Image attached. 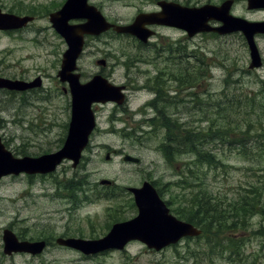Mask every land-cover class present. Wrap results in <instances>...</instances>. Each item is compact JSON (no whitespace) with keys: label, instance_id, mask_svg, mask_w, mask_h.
Masks as SVG:
<instances>
[{"label":"rangeland","instance_id":"obj_1","mask_svg":"<svg viewBox=\"0 0 264 264\" xmlns=\"http://www.w3.org/2000/svg\"><path fill=\"white\" fill-rule=\"evenodd\" d=\"M65 1L0 0L5 11L34 17L26 28L10 37L0 34V77L24 82L42 79V87L30 93L0 90V136L17 158L24 157L25 153L31 157L56 153L67 134L71 97L68 86L57 77L67 45L49 19ZM177 1L201 6L221 5L226 0ZM89 2L107 21L119 25L130 24L139 13L155 8L151 0ZM247 2L235 0L231 13L248 21H264V10L250 11ZM155 32L157 35L151 39V44L157 46L158 52L112 31L86 37V47L78 61L81 82L101 72L115 85L124 86L131 79L137 84L136 88L149 85L158 88L154 78L159 81L160 71L165 73L164 70L184 81L186 62L178 59L181 67L176 68L174 60H169L170 56L163 51L169 48L165 42L187 49L189 64L194 62L196 54L208 57L205 63L208 72L198 74L201 80L195 89L196 103H190L189 107L185 97L172 94L176 87L168 83L162 91L169 93H165L159 105L186 129L203 132V150L211 152L217 164L200 163L201 157L194 155L190 159L186 155L179 156L169 164L161 152L168 144L166 130L159 127L162 118L151 122L152 115L142 116L135 112L152 100V93H136L128 106L130 112L123 106L94 104L97 127L81 162L75 166L69 160L64 161L56 172L45 177L19 174L4 178L0 183V264H165L173 254L202 255L207 251V244L211 253H218V247L203 238L190 244L183 242L178 252L167 248L148 253L146 247L135 243L130 246L128 258L120 252L91 258L56 245L38 259L29 256L4 259L1 241L7 227L28 239L44 237L54 242L65 237H104L114 215H120V203L126 205L133 198L128 188L140 187L145 180L156 183L161 198L170 208L192 212L196 209L194 195L199 202L209 194L220 195L217 201L222 205L226 202L240 205L243 201L258 212L255 221H264V62L262 67L250 70L248 45L240 33L223 37L199 34L190 39L181 31L160 26ZM256 43L264 61V35H258ZM101 59L107 61L106 67L98 65ZM63 87L67 88V93L63 92ZM172 98L179 102L171 105ZM187 106L190 108L188 114ZM210 125L213 129H222L219 135H212ZM126 155L139 158L141 163L124 162ZM187 163H190L188 169ZM71 179L93 188L92 191H114L118 201L112 204L104 199L91 206L72 205L69 198L61 195L60 185L67 180L74 184ZM104 180L115 184L103 186L100 182ZM89 195L93 194L89 191ZM110 205H113L112 212L108 209ZM222 205L216 207L218 216L228 210ZM134 215L136 210H125L122 218ZM257 229L258 241L253 239L251 246L253 254L259 256L258 264H264V243ZM122 257L126 259L121 260ZM179 257L177 261L180 262ZM211 264L223 262L216 259Z\"/></svg>","mask_w":264,"mask_h":264},{"label":"water","instance_id":"obj_2","mask_svg":"<svg viewBox=\"0 0 264 264\" xmlns=\"http://www.w3.org/2000/svg\"><path fill=\"white\" fill-rule=\"evenodd\" d=\"M162 11L159 13L140 14L130 25L109 23L88 0H67L63 7L50 15V21L55 31L66 41L68 49L63 55L62 67L58 76L70 85L72 96V116L68 134L63 148L55 154L38 158H15L7 150L0 137V181L9 175L47 174L56 170L63 160L70 159L76 164L80 162L82 152L89 143V137L96 127L92 110L93 103L109 101L122 104L124 95L122 87L110 84L101 76L94 77L90 82L81 84L79 75L73 72L77 69V61L83 51L85 35H100L110 29L118 34H129L146 43L155 34L147 25L174 27L185 31L189 37L201 33H217L226 35L241 31L249 45L250 68L261 66V57L255 43V36L264 34V22H249L231 15L232 0H227L220 6L206 4L201 7H183L176 3L161 2ZM248 9H264V0H248ZM29 17L20 18L11 14H2L0 10V29H16L27 24ZM72 20H86L81 24L72 25ZM217 22L219 26H212ZM40 85V82L26 83L0 79V88L25 91ZM109 157V156H108ZM128 162L139 160L127 155ZM103 183H109L103 181ZM135 194L140 215L129 222L117 224L112 232L103 240L82 241L77 239L62 240L58 243L78 248L87 254H94L108 248H123L130 240H141L150 248L160 250L178 242L185 236H197L200 231L192 225L178 221L173 217L165 203L156 192L149 188L131 189ZM115 230V231H114ZM148 230V231H147ZM4 252L31 253L42 252L45 242H20L13 231L6 229L3 233Z\"/></svg>","mask_w":264,"mask_h":264},{"label":"flooded vegetation","instance_id":"obj_3","mask_svg":"<svg viewBox=\"0 0 264 264\" xmlns=\"http://www.w3.org/2000/svg\"><path fill=\"white\" fill-rule=\"evenodd\" d=\"M151 1H153V0H151ZM159 1L160 0H157L155 3H158ZM167 1L176 2L177 0H167ZM177 2H181V1H177ZM181 3H184V2H181ZM2 10L5 11L4 9H2ZM156 10H158L157 6H155V8H153L149 11H146V12H152V11H156ZM160 28L171 29V28H167V27H160ZM174 30H176V29H174ZM15 33L16 32H13V31H0V34H3L5 36H9V37L11 34H15ZM165 43H167V42H165ZM142 45H144L145 47L151 46L153 48L152 51H157V52L159 51V50H157V46L156 45L153 46L151 44V42H149L147 44H142ZM176 57H178V55ZM175 64H176L175 66L180 65L179 62H175ZM187 74L189 75V78H190L189 80H192L188 71H187ZM161 75L164 76L165 73H162L160 71V76ZM128 80H129V82L127 84H124L125 92L127 93V101H126V105L123 106V108H126L128 111H130L128 106H129L131 99H133L137 96L136 93L140 92L141 90L150 91L157 97L156 102L152 103V100L147 101L146 103L141 105V107L145 111L142 109V110H138V112L142 116H145L147 114L152 115L153 117L151 118V120H156L158 118L157 117L158 116V106H160L159 104H161V100H160L161 98H159V96L157 95L158 92L156 91V89L154 87H151L150 85L146 86V87L141 86V88H136L137 84H135V82L132 81L131 79H128ZM41 87H42V85L39 88H41ZM39 88H37V89H39ZM37 89H33L30 92H33ZM62 90L64 93H67L66 92L67 90L65 87H63ZM190 90H191L190 87L182 88V89H180V93L181 94L184 93L186 98L188 99ZM141 107H139V108L141 109ZM187 114H188V112H187ZM149 120H147L146 122L148 123ZM196 210L214 211V210H211L210 208H207V207H196ZM231 210L235 211L236 214L234 216H227L230 219L234 218V223H229V224L226 222H223V221H219V219H222L223 216L216 217V216L204 215L205 216L204 219H207V218L212 219V223H210V225L217 227V230L207 232V234H209V236L211 238H214L218 242L217 243L218 245L225 244L227 247L224 248V250L228 251V253H225V254H202V255H194V256L185 255L184 257L182 254L181 255L173 254V258L171 260H167L165 264H201L203 262L211 264V262L215 261L216 259H220L223 262V264H258V257L259 256L253 254L251 241L253 239L258 241L257 235L259 233H258L257 228H259L260 232L262 233V239H263L262 243H264V221H261L260 223L255 221L257 219V213L251 207L234 206L233 208H231ZM186 211H188V210L186 209ZM173 214L176 215L179 219L183 220L182 216L184 214V211L174 210ZM224 218H226V216ZM224 221H225V219H224ZM233 226H234V232L232 230ZM254 228H255V230H254ZM84 239L95 240V239H99V238H84ZM199 239L200 238H196V239L186 238V239L181 240V243L180 242L179 243L182 244L183 242H187L188 244H190L191 242L197 241ZM38 240H45V239H42V238L41 239H35V241H38ZM51 241L52 240L47 239V243H48L47 247L50 246L49 243ZM259 242H261V241H259ZM129 246L130 245H128L127 248L122 252L114 251V250H110V251L107 250L106 252H103V253L98 254V255H103V256L109 257L112 255L114 256V253H116V252H120L122 254L124 253L123 255L125 257H127ZM172 248H174V250L176 252L178 251L177 246H174ZM147 252L148 253H155L153 250H150ZM177 257L180 258V262L177 261L178 260ZM121 260H125V258L122 257ZM161 264H163V263H161Z\"/></svg>","mask_w":264,"mask_h":264},{"label":"trees","instance_id":"obj_4","mask_svg":"<svg viewBox=\"0 0 264 264\" xmlns=\"http://www.w3.org/2000/svg\"><path fill=\"white\" fill-rule=\"evenodd\" d=\"M33 14H36L35 12H33ZM172 52V48L169 47V49L167 50L168 54H171ZM171 56V55H170ZM170 60V58H169ZM208 62V57L202 55V54H196L195 55V60L192 64L185 65V70L187 69V71L190 74V77L192 78V80H189V75L187 74V71L185 72L186 75V79L184 81H181L183 79L178 78L177 76H174V74L171 73H167L164 69V72L166 73V75H161L160 76V80L156 82V85L154 88L158 91V96L159 98H161L160 100H162V98L165 96V93H169L168 90L162 91V89H164V86H166V84H170L173 83L175 85L176 88H174L172 90V93L174 92L176 95L178 96H182V94L180 93V89L182 88H186V87H190L191 90L189 92V99L190 101L192 100L194 103H196V97L198 96L197 93L195 92L196 86L197 84H199V80H201L198 77V74H202V73H207V69H205V63ZM181 67V66H180ZM179 67V68H180ZM207 71V72H206ZM163 73V71H161ZM204 75V74H203ZM161 89V90H160ZM173 93V94H174ZM179 101H176L174 98H172V100H169V103L171 105L176 104ZM160 108V106L158 107V109ZM162 118V123L161 125H159V127L163 128L166 130V134H167V147L165 150V155H166V159L168 160L169 164H173V162L175 161V159L181 155V154H191L196 156L197 158L201 157L200 161H202V158L204 161L206 162H200V163H210L212 164L214 162L213 155H209L207 157H203L201 154H203V147H204V141H205V137L203 135V132L197 133L195 131V128H189L186 129V126H183L181 124H178V122L174 119H172L170 116H168V112H165L164 110H161V108L159 109V113H158V118ZM168 117V118H167ZM151 122H155V120H151ZM210 130L213 134H217L219 135V133L221 132V128L216 127V128H212V125H210ZM211 135V137H212ZM210 137V139L212 140V138ZM202 151V153H201ZM26 155V153H25ZM64 189L67 190H72L73 192H76V189H85V184H79V186L73 184L72 182L70 183H66L64 186ZM220 195H216L213 196L212 194L207 195V197H203L202 201L199 202V199L197 198V196L195 197V200L193 202V204L195 203L196 206H201L203 205V203H205V205H209V206H217V205H222L221 203H219L217 201V199H219ZM213 198V199H212ZM223 206V205H222ZM195 214L189 213V215L193 216L196 214H199L197 212H194ZM207 214H210V212H205Z\"/></svg>","mask_w":264,"mask_h":264},{"label":"bare ground","instance_id":"obj_5","mask_svg":"<svg viewBox=\"0 0 264 264\" xmlns=\"http://www.w3.org/2000/svg\"><path fill=\"white\" fill-rule=\"evenodd\" d=\"M85 47H86V45H84V47H83V51H84Z\"/></svg>","mask_w":264,"mask_h":264}]
</instances>
